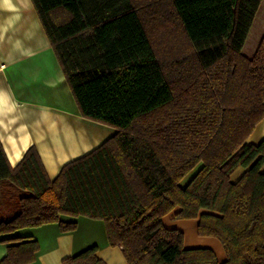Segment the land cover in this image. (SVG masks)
<instances>
[{
    "label": "trees",
    "instance_id": "trees-1",
    "mask_svg": "<svg viewBox=\"0 0 264 264\" xmlns=\"http://www.w3.org/2000/svg\"><path fill=\"white\" fill-rule=\"evenodd\" d=\"M80 115L116 133L49 179L31 146L11 167L0 144V236L104 223L126 264H218L163 226L198 219L221 264H264V36L242 54L262 0H31ZM152 25L170 45L156 46ZM197 170L183 188L180 182ZM245 170L236 182L237 169ZM0 264H28L35 239L3 240ZM89 247L62 264H106Z\"/></svg>",
    "mask_w": 264,
    "mask_h": 264
},
{
    "label": "crops",
    "instance_id": "crops-1",
    "mask_svg": "<svg viewBox=\"0 0 264 264\" xmlns=\"http://www.w3.org/2000/svg\"><path fill=\"white\" fill-rule=\"evenodd\" d=\"M264 36V0L251 24L242 54L252 58ZM116 130L83 118L67 85L60 65L31 0H0V144L11 167L33 146L53 180L67 163L82 157ZM264 141V120L258 122L246 143ZM180 182L185 187L195 175ZM237 168L230 176L236 183L244 174ZM264 172V165L261 167ZM192 173V172H191ZM178 208L162 218V224L183 234L185 249H207L217 263L226 260L223 246L214 237L199 236L198 219H177ZM77 223L76 229L61 232L57 224L24 228L0 236V261L7 253L3 240L35 239L39 250L28 264H62L66 258L96 246L106 264H126L121 251L107 241L104 223L85 217L62 216Z\"/></svg>",
    "mask_w": 264,
    "mask_h": 264
},
{
    "label": "rangeland",
    "instance_id": "rangeland-1",
    "mask_svg": "<svg viewBox=\"0 0 264 264\" xmlns=\"http://www.w3.org/2000/svg\"><path fill=\"white\" fill-rule=\"evenodd\" d=\"M151 28L152 29L150 30V36L152 38L154 45H156V46H160V45L166 46L168 44L170 45V42L168 41V39L165 37V35L163 33H161V30H162L161 26L152 25ZM193 172L194 171H192V173H189L185 177V179L189 178L191 176V174H193Z\"/></svg>",
    "mask_w": 264,
    "mask_h": 264
}]
</instances>
